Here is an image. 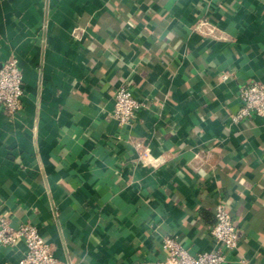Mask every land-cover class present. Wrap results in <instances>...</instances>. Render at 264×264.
<instances>
[{"label": "crops", "instance_id": "1", "mask_svg": "<svg viewBox=\"0 0 264 264\" xmlns=\"http://www.w3.org/2000/svg\"><path fill=\"white\" fill-rule=\"evenodd\" d=\"M10 56L25 91L0 108L12 226L34 224L59 264H157L165 236L216 250L224 201L240 230L224 264H264V116L231 120L239 85L264 80V0H0ZM119 85L141 102L129 125ZM25 253L0 245V264Z\"/></svg>", "mask_w": 264, "mask_h": 264}, {"label": "built area", "instance_id": "2", "mask_svg": "<svg viewBox=\"0 0 264 264\" xmlns=\"http://www.w3.org/2000/svg\"><path fill=\"white\" fill-rule=\"evenodd\" d=\"M201 24L211 32L205 21ZM16 56L0 63V108L14 115L22 108L24 91L23 72ZM238 111L231 115L233 122L247 120L254 115L264 116V80H249L241 83L237 90ZM141 107L130 87L119 85L113 93V117L119 125H129ZM209 232L218 244L213 251L189 252L176 238L165 236L162 247L166 257L157 264H224L226 251L238 246L240 230L224 201L215 206L214 222ZM22 240L26 253L17 264H59L52 247L32 223H20L14 227L8 217L0 212V245H14Z\"/></svg>", "mask_w": 264, "mask_h": 264}]
</instances>
